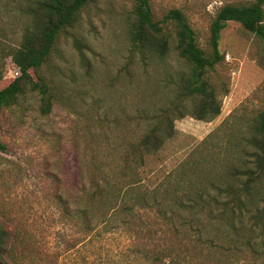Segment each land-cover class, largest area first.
<instances>
[{
  "label": "rangeland",
  "instance_id": "rangeland-1",
  "mask_svg": "<svg viewBox=\"0 0 264 264\" xmlns=\"http://www.w3.org/2000/svg\"><path fill=\"white\" fill-rule=\"evenodd\" d=\"M39 1L0 0V57L31 30ZM148 1L154 21L179 9L207 54L217 10L249 0ZM133 7L134 0L83 6L57 34L38 71L51 94L49 112L40 113L39 95L26 91L0 114V228L9 234L7 264H139L125 255V244L145 231L153 238L170 236L156 208L179 210L181 204L195 210L179 212L190 221L188 233L203 222L204 264H264V174L249 192L241 191L253 171V120L264 109L263 44L227 22L218 41L223 59L205 74L219 114L208 122L189 115L172 119L161 148L133 164V145L175 102L189 71L176 55L171 29L162 58L131 46ZM2 62L0 87L19 75L8 57ZM115 187L127 194L119 202L134 208L133 220L119 215L107 229L83 234L63 215L64 207ZM121 221L132 223L130 231Z\"/></svg>",
  "mask_w": 264,
  "mask_h": 264
},
{
  "label": "trees",
  "instance_id": "trees-1",
  "mask_svg": "<svg viewBox=\"0 0 264 264\" xmlns=\"http://www.w3.org/2000/svg\"><path fill=\"white\" fill-rule=\"evenodd\" d=\"M93 1L40 0L38 2L31 30L22 35L17 48L5 52L0 57L1 67H3L4 56L8 57L10 63L17 69L16 74H19L18 77L0 87V114L4 109L16 104L26 91L36 92L39 95L40 113L45 115L49 112L51 94L46 81L38 71L47 61L57 34L75 20L83 6ZM132 14L134 20L129 33L132 47L162 58L169 50V29H171L176 55L189 67L188 73L178 84L175 102L161 113L155 124L147 129L133 145L132 152L137 154V158L133 157L132 163L135 164L142 161V156L153 154L161 148L165 139L171 135L172 127L169 124L172 119L189 115L195 120L208 122L219 114L220 107L215 91L208 83L205 74L212 71L214 66L223 59L218 51L220 32L227 22H235L264 46V0H249L246 4L220 7L208 26L209 52L207 54L197 47L193 31L179 9H169L160 20L154 21L149 1L134 0ZM29 72L35 74L36 81H32ZM186 101L191 103L190 109H185ZM253 133L256 137L253 142L255 150L253 171L248 173L246 181L241 184V191L244 194L249 192L252 185L254 186V181L264 174V109L253 120ZM0 150H3L1 143ZM126 195L125 191L121 192L118 187H115V192H96L95 196L88 195L85 199L81 198L75 208L64 207L62 213L68 219L74 220L73 224L81 233H95L98 229H107L114 225L119 215H124L131 220L135 218L134 208L120 204L124 203L123 201L119 202ZM162 208L164 207L156 209L167 228L166 232L171 231V235L153 238L145 231L143 235H135V238L131 236V241L123 247L125 255L128 258L133 257L135 261H139V264H204L199 260V258L202 259V248L206 245L200 233L203 222L199 223L198 228L188 233L191 229L190 221L179 214L180 211L191 213L194 207L181 204L179 210H173L170 207ZM223 210L224 208L220 213H223ZM121 222L130 231L132 223ZM229 226L234 228L231 222ZM138 227L140 232L143 231L144 226L138 225ZM8 237L9 234L0 228V264H7L4 254ZM140 240L153 246L149 248L145 244L140 245ZM207 241L209 245H212L210 240Z\"/></svg>",
  "mask_w": 264,
  "mask_h": 264
}]
</instances>
